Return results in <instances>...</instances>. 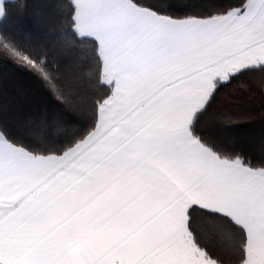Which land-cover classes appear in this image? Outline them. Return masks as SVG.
Here are the masks:
<instances>
[{
    "label": "crops",
    "instance_id": "1",
    "mask_svg": "<svg viewBox=\"0 0 264 264\" xmlns=\"http://www.w3.org/2000/svg\"><path fill=\"white\" fill-rule=\"evenodd\" d=\"M72 3L111 93L94 129L61 156L0 139V264H209L183 232L190 204L242 226L243 264L263 263L264 170L219 158L188 126L215 79L264 65V2L204 19L129 0ZM229 187L243 193L237 204L218 200ZM259 207L263 223L250 212Z\"/></svg>",
    "mask_w": 264,
    "mask_h": 264
},
{
    "label": "trees",
    "instance_id": "2",
    "mask_svg": "<svg viewBox=\"0 0 264 264\" xmlns=\"http://www.w3.org/2000/svg\"><path fill=\"white\" fill-rule=\"evenodd\" d=\"M174 19L243 11L247 0H129ZM97 43L74 28L72 0H6L0 16V139L61 156L95 127L112 86ZM188 131L219 158L264 170V65L215 79ZM185 230L215 264H243L246 235L229 216L190 204Z\"/></svg>",
    "mask_w": 264,
    "mask_h": 264
},
{
    "label": "rangeland",
    "instance_id": "3",
    "mask_svg": "<svg viewBox=\"0 0 264 264\" xmlns=\"http://www.w3.org/2000/svg\"><path fill=\"white\" fill-rule=\"evenodd\" d=\"M261 2H264V0H261ZM260 6H262V5H260ZM96 167H98V168H101V167H104V166H102V164H99V165H97ZM224 179H227L226 177H224ZM233 195H243V193H241V192H239V193H235L233 190H231L230 189V187L228 188V189H224L223 190V192H222V194H221V196L220 195H218V200H219V202L221 203V204H229V205H231L232 204V201H234V203H238V202H236V199H238L237 197H235V196H233ZM196 197H198L196 194H193V193H191L190 195H189V200H194ZM244 197V196H243ZM238 200H240V199H238ZM251 213H252V216H254L255 218H258L259 219V221L261 222V223H263V219L261 218V215H262V211L260 210V207L259 208H256V210H252V211H250ZM183 232H185L186 233V231L185 230H183ZM259 235H264V226L263 225H260L259 226ZM188 235V234H187ZM200 253H201V251H199ZM202 254V253H201ZM206 260H207V262L209 263V264H215V263H213L212 261H210L209 259H207L206 258ZM261 264H264V262L262 263V262H260ZM249 264H254V262H251V263H249Z\"/></svg>",
    "mask_w": 264,
    "mask_h": 264
}]
</instances>
